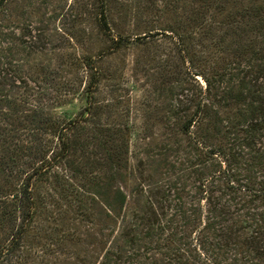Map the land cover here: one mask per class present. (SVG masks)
Returning a JSON list of instances; mask_svg holds the SVG:
<instances>
[{"label":"trees","instance_id":"1","mask_svg":"<svg viewBox=\"0 0 264 264\" xmlns=\"http://www.w3.org/2000/svg\"><path fill=\"white\" fill-rule=\"evenodd\" d=\"M162 1L149 0L141 14L170 12L174 24L150 18L134 41L175 46L178 63L161 90L175 81V128L191 141V172L176 180L148 177L140 159L133 168L127 126L99 120L94 56L82 61L93 71L88 106L60 119L50 76L30 72L43 49L0 25V264H264V0ZM108 7L102 0L99 23L110 31ZM168 64L155 67L167 72ZM166 163L157 172L176 169ZM40 182L49 184L41 197ZM53 195L94 220L92 253L71 248L75 234L55 236L44 225L42 203Z\"/></svg>","mask_w":264,"mask_h":264},{"label":"rangeland","instance_id":"2","mask_svg":"<svg viewBox=\"0 0 264 264\" xmlns=\"http://www.w3.org/2000/svg\"><path fill=\"white\" fill-rule=\"evenodd\" d=\"M108 1L110 31L103 30L99 23L102 0H8L0 10L1 30L5 33L13 30L19 37L27 34L23 39L34 48L43 49L35 54L30 72L33 76H50L47 85L50 98H60L63 102L61 105L55 103L57 107L51 113L60 119L75 117L88 106L86 89L93 71H86L82 61L94 56L102 76L94 92V99L103 106L101 118L97 120L100 118L106 125L127 126L133 168H139L140 159L148 177L176 180L179 175L191 172V141L175 128L177 116L174 112L180 96L177 88L172 90L175 81L166 85L168 90H161L163 73L173 75L178 63L175 46L166 39L150 44L134 41L152 28L148 22L150 18L158 16L156 27H163L174 24L173 14L168 12L162 16L157 11L141 14L149 0ZM156 2L163 7L164 1ZM120 37L129 38V41L117 49L113 38ZM160 61H168L167 72L155 67ZM201 81L204 84V80ZM158 107L161 110L154 111ZM164 160L167 167H176L166 175L157 172L165 170L159 165ZM56 170L60 175L63 172L61 167ZM77 182L84 181L77 179ZM57 183L52 186L59 188L61 183ZM39 184L43 188L37 195L41 197L49 184ZM133 184V180H128L125 190ZM42 205L46 210L43 216L50 218L44 225L50 227L52 235L75 234L79 242L76 244L77 239L71 242V248L93 252L95 245L88 242H92L95 235L94 220H85L76 203L53 195ZM96 211V203L91 202L88 213L94 215Z\"/></svg>","mask_w":264,"mask_h":264}]
</instances>
